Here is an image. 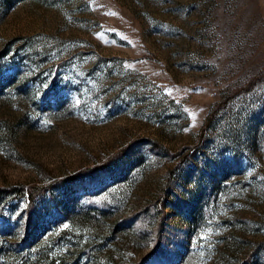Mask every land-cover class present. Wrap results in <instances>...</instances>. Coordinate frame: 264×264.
Listing matches in <instances>:
<instances>
[{
  "label": "rangeland",
  "instance_id": "374dc122",
  "mask_svg": "<svg viewBox=\"0 0 264 264\" xmlns=\"http://www.w3.org/2000/svg\"><path fill=\"white\" fill-rule=\"evenodd\" d=\"M12 187L59 264H264V0H0Z\"/></svg>",
  "mask_w": 264,
  "mask_h": 264
},
{
  "label": "trees",
  "instance_id": "16d2710c",
  "mask_svg": "<svg viewBox=\"0 0 264 264\" xmlns=\"http://www.w3.org/2000/svg\"><path fill=\"white\" fill-rule=\"evenodd\" d=\"M40 189L39 187H12L0 190V200L6 194H11L14 198L21 199L26 203L23 209V218L20 222L7 224L4 220L0 221V264H59V262H56L57 260L53 257V254H51L54 253L52 251L55 247L57 248L59 242L56 241L55 244L50 246L52 248L49 251V246L44 242L43 238L45 233L57 226L59 216L55 217L54 214L41 219L40 213H37L35 208ZM43 191L50 193L52 190L45 188ZM88 209L92 208L89 207ZM3 216L4 214L0 210V220ZM161 217L163 218V216ZM161 217L159 218L158 216L155 227L156 233L152 236L154 237L153 240L155 239L156 241V245H160ZM124 223L114 224L111 227L112 233L114 234L130 226L129 222L127 225H124ZM141 264L161 263L157 262V257L153 252L143 259Z\"/></svg>",
  "mask_w": 264,
  "mask_h": 264
}]
</instances>
